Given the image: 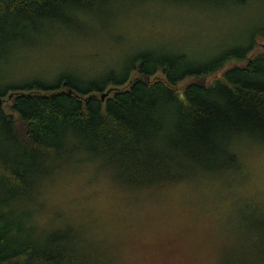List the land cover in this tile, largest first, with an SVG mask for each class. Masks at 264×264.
<instances>
[{"label":"trees","instance_id":"trees-1","mask_svg":"<svg viewBox=\"0 0 264 264\" xmlns=\"http://www.w3.org/2000/svg\"><path fill=\"white\" fill-rule=\"evenodd\" d=\"M155 1L222 22L243 20L246 43L202 49V59L160 49V43L126 57L122 68L108 56L103 65L116 63L101 84L83 86L81 79L94 72L79 64L78 35L104 43L107 25L96 23L95 10L114 0H0V264H124L87 250L84 241L99 238L89 232L73 229L70 245L47 237L54 223L46 220L50 191L68 149L83 156L77 167L92 155V162L104 160L107 169L120 171L117 200L128 214L170 203L171 194L204 177L228 188L245 176V147L264 149V0ZM130 10L112 27L126 32ZM123 35L117 45L126 44ZM66 66L73 75L56 71ZM73 159L68 163L76 165ZM42 171L45 186L37 192L32 181ZM79 171H71V180H84L75 188L85 199L100 187L90 183L84 193L88 169ZM18 210L32 215L35 243L13 237ZM230 237L236 243L225 249L231 264H264V212L237 220Z\"/></svg>","mask_w":264,"mask_h":264},{"label":"rangeland","instance_id":"rangeland-1","mask_svg":"<svg viewBox=\"0 0 264 264\" xmlns=\"http://www.w3.org/2000/svg\"><path fill=\"white\" fill-rule=\"evenodd\" d=\"M123 1L114 0L111 5H100L99 10H95L96 23L102 27L103 23L107 25L103 27L108 29L107 33L101 34L104 43H99L98 39L86 42L78 35L83 49L78 63L94 72L81 79L83 86L94 81L101 84L116 63L103 65L104 58L108 56L119 61L118 67L122 68L126 57L140 51L156 50L161 43L160 49L202 59L207 53L202 49L244 45L249 33L246 28L249 26L244 25L243 20L234 18L222 22L219 18H204L198 10L187 7L181 9L176 5L160 6L155 0L142 5L139 1ZM158 7L161 9L159 12ZM129 10L128 19L132 20H129L126 32L112 27L115 19L123 11L128 14ZM85 32L79 30L78 34ZM122 35L126 44L120 46L116 41ZM143 39L149 41L144 43ZM261 44L264 45V41ZM56 71L73 75L67 66L59 67ZM221 76L220 72L216 78ZM244 154L247 164L245 176L240 182L225 188L222 180L204 177L196 184L184 186L181 190L184 192L171 194L170 203L168 200L156 207H133L134 212L128 214L122 212L123 205L117 200L120 197L117 190L122 189L114 179L120 171L107 169L104 160L92 162V155L84 160L87 166L77 167L83 161V156L68 149L62 170L55 177L54 188L50 191L53 199L49 202V208L52 212L49 210L46 215L48 218L45 219L49 224L52 220L54 223L47 226L50 229L47 237L51 240L62 237L65 244L70 245L73 229L82 230L87 235L89 232L99 238L84 241L87 250L91 247L93 250L100 249L108 253L111 259L113 256L122 259L124 264H231L232 260L225 257V249L235 248L236 243L230 235L232 229L237 228V220L257 210L264 212V149L247 146ZM73 156V161L78 162L76 165L68 163L69 157ZM79 169H88L84 193L90 189V183L94 186L99 183L100 187L97 192L87 193L85 199H79L82 191L75 188L77 184L84 185V180H71V171L75 174L80 172ZM32 184L37 192L43 190L45 172L42 171L41 179L40 176H34ZM41 221L44 222L43 218ZM15 222L13 237L35 243L39 232L36 238L32 236V215L18 210ZM42 230L45 231V228Z\"/></svg>","mask_w":264,"mask_h":264},{"label":"water","instance_id":"water-1","mask_svg":"<svg viewBox=\"0 0 264 264\" xmlns=\"http://www.w3.org/2000/svg\"><path fill=\"white\" fill-rule=\"evenodd\" d=\"M113 91H114V89H110V90H108L106 93H104V94L102 95V99H103V101H105L106 98H108V97L113 93ZM12 97H13V96H10V99H11ZM2 102H3V101H0V104H2Z\"/></svg>","mask_w":264,"mask_h":264}]
</instances>
